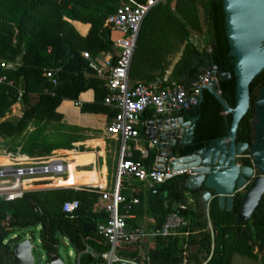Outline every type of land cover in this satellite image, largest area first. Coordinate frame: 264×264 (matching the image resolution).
Here are the masks:
<instances>
[{
    "label": "trees",
    "instance_id": "16d2710c",
    "mask_svg": "<svg viewBox=\"0 0 264 264\" xmlns=\"http://www.w3.org/2000/svg\"><path fill=\"white\" fill-rule=\"evenodd\" d=\"M129 1L141 3L144 0H0V63L10 65L0 69V74L12 82V85L0 84V139L7 151L28 121H60L62 116L56 108L65 99L79 104L82 113L109 117L115 113L103 104L108 93L103 78L106 68L103 75L98 76L96 69L88 67L81 52H89L97 65H103L99 57L101 52L114 54L112 40L107 39L111 32L107 17L119 5ZM204 25L212 40L209 52L205 47L198 50L189 41L191 34L202 33ZM48 46L51 47L50 54L46 52ZM229 50L222 0H166L164 4L152 7L143 20L129 77H144L150 81L171 67L168 82H163L167 85L183 83L182 78L195 80L200 73L214 67L221 97L233 108L236 78ZM115 60L113 55L112 64ZM55 67H59L60 72L58 82L53 84L46 78L45 71ZM220 73L228 76L220 78ZM263 84L264 69L249 86L251 106L238 125V142L250 145L253 141L252 105L255 91ZM17 102L23 106L19 116L4 119ZM223 112L214 96L203 90L202 102L185 112L188 117L195 118V122L192 142L183 154L194 153L214 140L226 137L231 116L222 115ZM91 144L102 147L103 141ZM134 159L139 158L135 156ZM239 161L244 165L251 163L246 156ZM143 165L147 168L145 162ZM184 179L181 175L157 185L160 196L147 197L154 229L160 228L171 214L176 213L174 205L184 206L183 224L177 228V233L182 236L176 233L155 237L153 247L146 252L148 261L141 260L137 245H123L118 255L135 258L141 264H182L188 246L196 245L204 251V260L209 257L206 264H230L236 254L248 259L249 264H264V193L245 223L236 219L242 193L235 195L231 211L221 210L217 199L212 198L208 205L211 237L204 216L187 205L183 198ZM127 184L122 181L121 194L125 202H130L131 197H138L141 202L142 194L130 196L132 187ZM73 199L79 201V208L77 219L71 221L64 216L62 204ZM97 200L98 193L94 188L35 190L24 193L19 200H0V264H13V242L6 240L11 232L37 226L39 241L47 255L57 254L56 246L61 237L79 255L78 264H95L88 248L98 255L109 250V244L95 231L96 220L105 217ZM86 224H91L89 232L83 231ZM191 259L195 260V256ZM97 260L102 259L98 256Z\"/></svg>",
    "mask_w": 264,
    "mask_h": 264
},
{
    "label": "built area",
    "instance_id": "2783aa9c",
    "mask_svg": "<svg viewBox=\"0 0 264 264\" xmlns=\"http://www.w3.org/2000/svg\"><path fill=\"white\" fill-rule=\"evenodd\" d=\"M165 2L166 0H144L141 3L129 1L119 5L114 12L108 15L107 22L111 32L115 31L121 35L112 41L113 48L117 49L114 64H112L111 55L103 59V65H97L89 52H81V56L89 63L88 67L96 69L98 76L103 75V69L107 70L103 78H105L108 93L103 104L113 109L115 113L110 117L105 130L111 138H117L119 144L113 187L112 189L97 188L105 218L96 224L95 231L109 244V250L101 255L91 249L87 250L93 258L101 257L104 260L101 264H116L119 261L137 264L133 260L121 259L116 251L123 245L136 244L148 236L174 235L177 233V228L183 224V217L173 213L160 228L151 232H146L140 227L127 226L126 221L131 217L129 213L133 205L139 203V199L133 197L130 202H125L121 194L124 179H135L145 183L147 188H151L188 173L187 169H169L167 166L161 169H156L154 166L145 168L140 160L134 159L133 153L138 150V147L133 142L139 139L142 127L148 130L149 122L143 118L145 113L150 111L154 116L167 121L176 120L199 104L198 97L201 88H213L220 92L217 87V78L209 69L200 73L190 84L171 82L164 85L161 81H155L130 85L129 71L143 20L152 7ZM46 52L51 53L50 46L46 48ZM7 66H10L7 62L0 63V69H5ZM59 72L60 68L55 67L46 70L45 76L56 84ZM4 83L12 85L5 75L0 74V84ZM155 146L154 139L146 140V151H153ZM16 156L20 155L0 147V159H9L16 163L31 162L27 166L0 163V200L5 202L19 200L28 191L44 190L48 185L45 183L46 180L55 183L56 180L62 179V175L68 171V166L59 157L31 160L18 159ZM155 160L156 157H154V162ZM46 174H51L56 179L39 177ZM25 182H28L29 186H24ZM181 207L184 208V206ZM78 208L79 201L76 199L65 201L62 204L64 216L71 221L77 219ZM208 229L212 237L211 227ZM145 259L148 260L147 257ZM208 259L209 257L197 263L184 260L182 264H206Z\"/></svg>",
    "mask_w": 264,
    "mask_h": 264
},
{
    "label": "water",
    "instance_id": "95a60500",
    "mask_svg": "<svg viewBox=\"0 0 264 264\" xmlns=\"http://www.w3.org/2000/svg\"><path fill=\"white\" fill-rule=\"evenodd\" d=\"M222 8L230 47L228 56L234 62L235 104L233 108L229 107L221 93L213 88H201L198 102H202L203 90L214 96L224 113L231 116L228 134L215 141V147L207 145L194 153L180 154L177 151L192 142L195 122V118L184 121L180 116L172 121H150L146 136L156 142L152 151L156 157L154 168L167 166L169 169L188 170L183 182L187 192L204 191L210 200L216 198L219 208L225 211L233 209L235 195L242 193L236 219L245 223L264 193V84L255 94L252 143L238 142L236 132L249 110V86L264 69V0H222ZM209 70L215 75L214 67ZM245 156L250 158V165L238 162ZM154 194L155 190L149 191L150 196ZM174 208L178 215H185V208L177 205ZM91 228V224H86L83 231L89 232ZM31 249L29 239L15 243L12 247L13 264H34ZM43 264L65 263L58 254H48ZM116 264L128 263L119 261Z\"/></svg>",
    "mask_w": 264,
    "mask_h": 264
},
{
    "label": "crops",
    "instance_id": "0c3cea01",
    "mask_svg": "<svg viewBox=\"0 0 264 264\" xmlns=\"http://www.w3.org/2000/svg\"><path fill=\"white\" fill-rule=\"evenodd\" d=\"M109 38H111L110 34H109ZM189 41L198 50H200L203 47H205L207 50L211 49L210 45L212 43V40L207 35L205 25H204L202 33L197 32V33L191 34L189 37ZM113 49H114L113 50L114 54L106 53V52L100 53L99 57L102 59V61L109 55H111V61H112L113 55L116 58L117 49L115 47ZM170 70H171V67L169 68V70L165 71L163 75L161 76L156 75L150 81H146L144 77H142L141 79L138 77L133 78V79L129 77L130 85H134L136 83H153L155 81L168 82ZM181 81L183 82V84H190L193 80H187L185 78H182ZM12 107H11V111L9 113H6L4 119H12L14 114L16 115V118H17L19 116L20 111L23 108L20 102L15 103L14 105H12ZM56 112L61 114L62 116L60 121H46V120H36V119H32L28 121L25 129L22 131L20 136H18L11 142L9 152L16 154V155H23L22 158L20 156V158L18 159L28 158L31 160H34V159L42 160L45 157H58V156L61 159L63 157L61 155H64L66 157H75L74 162L77 164H81V166H84L85 168H88V170H90L91 173L95 174L97 171V174H98L99 169L105 171L107 159H108L105 153V149H104L105 140L110 139L118 143V139L115 137L111 138L106 133V130H105L110 117L106 114L82 113L80 111L79 104L75 103L74 101L67 100V99L63 100L60 103V105L56 108ZM222 115H225V113L223 112ZM181 116L184 117V121H188L191 119L185 113L182 114ZM143 118L147 122L157 121L159 119H162V118L154 116L150 111L148 112V114L144 115ZM162 120H165V119H162ZM146 130L147 128L142 127L140 129L139 139L136 142H133L134 145L136 144V146L138 147V150L134 151L133 157L135 156L138 157L139 158L138 160H140L142 164L145 162L147 165V168H150L155 165V162H154L155 154L152 151H146L147 150L146 140L149 139L146 136L147 134ZM36 133H38L37 138L35 137ZM51 134L57 137H59L60 135H63L62 139L65 141H62V140L58 142L56 141V143L54 144H59L56 147L51 146V144L49 146L41 147L40 145H42L43 140H45L46 137ZM76 137L77 138L82 137V138L76 139ZM99 140L103 141L102 147L91 144V142H96ZM0 143L2 144L1 139H0ZM63 144L64 146H62ZM65 144L70 145V147H66ZM0 147L5 149L3 145L2 146L0 145ZM118 149H119V144H118L116 153L114 152L115 168H114L113 181L110 184L106 182L104 175H103V178L101 180H98V182L94 181L90 183L89 185H87L86 187H83V186L77 187V184H76L75 185L76 187H72V188H74L75 190L82 189V188L112 189L113 182L115 179L116 166L118 163ZM42 151H47V153H43ZM58 151H64V153L63 154L58 153ZM3 161H5L4 162L5 164L9 163L10 165L31 163L30 161L16 163L9 159L0 160V163H3ZM111 161H112V157H111ZM124 181L128 183L127 184L128 186L132 187L130 196H133V194H137L139 192L143 196V200L141 202L139 200L138 204L133 205L129 213L131 217L128 218L126 221L127 226L128 227H140L146 232H151L152 230H154V227H153L154 222L152 220L151 214L148 211L147 197L149 196L150 198H154L155 196H157L158 194V190L156 189L157 185L151 188H147L145 183L138 182L135 179H128V180L124 179ZM122 190H123V187H121V191ZM150 190H155L156 194H154L153 196H150L149 195ZM183 198L186 201L187 205L189 206L192 205V207L190 206L192 209L196 210L195 207L203 208L204 213H205L204 219L206 220L207 227H211V224L208 218V205L210 201L209 195H207V193H204V191L199 192L197 195L191 192L183 191ZM195 198L197 199L196 200L197 203L194 202ZM97 201L101 205L99 196H98ZM177 206L181 207V205L179 204H177ZM100 208H102V205L100 206ZM104 218L105 217L100 218V219L98 218L96 220V224L99 222H102ZM147 238H149V240L154 241L155 237L148 236L136 244H131V245H137L138 254L141 260H146L145 259L147 257L146 252L148 251V249L153 247V245H151L152 243L148 242L149 240H147ZM120 249H122V247H120L116 251L117 256L120 257L121 259H129V258H125L123 256L118 255V251ZM76 256H77L76 264H78L79 255L76 254ZM97 258H93L96 262L95 264H101L104 262L102 258L101 259L103 261L97 260ZM129 260H133L135 263L141 264L140 262L136 261L135 258H131ZM184 260L189 261L186 258ZM203 261H205L204 258L202 261H198V262H203Z\"/></svg>",
    "mask_w": 264,
    "mask_h": 264
},
{
    "label": "rangeland",
    "instance_id": "374dc122",
    "mask_svg": "<svg viewBox=\"0 0 264 264\" xmlns=\"http://www.w3.org/2000/svg\"><path fill=\"white\" fill-rule=\"evenodd\" d=\"M110 37L111 40L114 41L116 38L121 37V35L115 31L110 32ZM220 78L226 77L225 74L220 73ZM13 108V107H12ZM16 115L14 114L12 119H15ZM254 122L253 118H252V123ZM35 137H38V133L35 134ZM63 135H60L59 137L54 136V135H48L46 137L45 140H43L42 145H40L41 147L44 146H49L51 144V146H57L59 144H54L56 143V141H65L62 139ZM82 138V137H79ZM76 137V139H79ZM0 145L2 146V144L0 143ZM64 146V144L62 145ZM66 147H70V145H66ZM118 148V143L113 141V140H105V153L107 156V164H106V168L105 171L99 169L98 170V174L97 171L96 173H91L90 170H88V168H85L84 166H81V164H77L75 163V157H66L64 155L61 158V160L64 162V164H66L68 166V171L62 175V179L60 180H56L55 183L56 184H52L53 182H49L48 180L45 181V183H47V187L44 188V190L46 189H54V188H72V187H76L75 185L77 184V187L79 186H83L86 187L87 185H89L92 182H98V180H101L104 178L106 180V182L108 184H110L113 181V176H114V168H115V163H114V152L116 153ZM43 153H47V151H42ZM58 153H64V151H58ZM21 158L23 155H20ZM20 156H16V158H20ZM59 157V156H58ZM111 157H112V161H111ZM0 160H4V159H0ZM5 161H3L4 163ZM39 162V161H36ZM30 163H25L23 164L24 166L29 165ZM33 164H38V163H33ZM39 177H42L44 179H48L49 177H53L54 179H56L53 175L51 174H46V175H40ZM93 180V181H91ZM10 181V180H9ZM42 182V181H40ZM136 182V181H135ZM24 186H29V184H24ZM96 188V187H95ZM42 190V189H39ZM144 204V203H143ZM192 207V205H190ZM195 209L197 210V212H199L200 214H202V216H205L204 210L203 208H198L195 207ZM205 217H203L204 219ZM182 235L180 234V237ZM25 239H29L30 243L32 245V255L34 257V264H43L46 260H47V253L46 251L42 248L41 243L39 241V227H26V228H17L14 229L11 234L8 236V238L6 239L8 240H12L13 245L16 241H23ZM14 240H16L14 242ZM147 240H149V238H147ZM148 242H151V245H154V241L149 240ZM12 245V246H13ZM152 247V246H151ZM56 252L59 255V257L61 258V260L65 263V264H76L77 261V256L76 253L73 251L72 247L70 246L69 242L66 239H62L61 237L58 238V244L56 246ZM204 251L199 248V246H188L187 248V252L185 254L186 259L194 261V262H198V261H202L204 258ZM191 256H195V260L191 259ZM249 260L241 257L239 255H233L232 256V261L230 264H249L248 262Z\"/></svg>",
    "mask_w": 264,
    "mask_h": 264
},
{
    "label": "flooded vegetation",
    "instance_id": "af4514ba",
    "mask_svg": "<svg viewBox=\"0 0 264 264\" xmlns=\"http://www.w3.org/2000/svg\"><path fill=\"white\" fill-rule=\"evenodd\" d=\"M206 51L209 52L210 50H207V49H206ZM209 69H210V68H209ZM259 88H260V87H259ZM259 88H258V89H259ZM258 89H257V90H258ZM257 90H256V91H257ZM256 91H255V94H256ZM254 101H255V100H254ZM253 105H254V102H253ZM253 105H252V106H253ZM250 106H251V102H250ZM250 106H249V108H250ZM248 111H249V110H248ZM225 115H226V114H225ZM252 118H253V112H252ZM222 138H223V137H222ZM217 140H218V139H216V140H214L213 142H211V143L209 144V147H215V144H216L215 141H217ZM187 146H188V145H185L184 147H182L181 149H179L177 152L183 154V152L186 150ZM238 162H240V161H238Z\"/></svg>",
    "mask_w": 264,
    "mask_h": 264
},
{
    "label": "bare ground",
    "instance_id": "6f19581e",
    "mask_svg": "<svg viewBox=\"0 0 264 264\" xmlns=\"http://www.w3.org/2000/svg\"><path fill=\"white\" fill-rule=\"evenodd\" d=\"M25 184H29L28 182H25ZM54 184H56V183H54ZM57 185V184H56Z\"/></svg>",
    "mask_w": 264,
    "mask_h": 264
}]
</instances>
